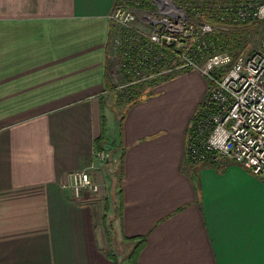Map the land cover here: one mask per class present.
I'll return each instance as SVG.
<instances>
[{"label":"crops","instance_id":"obj_1","mask_svg":"<svg viewBox=\"0 0 264 264\" xmlns=\"http://www.w3.org/2000/svg\"><path fill=\"white\" fill-rule=\"evenodd\" d=\"M117 1L0 0V264H129L107 223L130 251L145 238L137 264H264V180L186 156L206 78L186 70L118 103ZM83 168L99 190L75 198Z\"/></svg>","mask_w":264,"mask_h":264},{"label":"built area","instance_id":"obj_2","mask_svg":"<svg viewBox=\"0 0 264 264\" xmlns=\"http://www.w3.org/2000/svg\"><path fill=\"white\" fill-rule=\"evenodd\" d=\"M141 4L143 0H118L111 15L120 32L122 86L142 89L186 70L199 71L208 81L209 96L205 111L197 112L189 125L187 158L192 163L239 162L264 180V40L261 48L236 56L215 49L210 40L216 29L212 18L230 23L264 20V0ZM136 21L148 30L136 27ZM97 156L105 160L107 152ZM69 177L75 198L99 190L87 168Z\"/></svg>","mask_w":264,"mask_h":264},{"label":"trees","instance_id":"obj_3","mask_svg":"<svg viewBox=\"0 0 264 264\" xmlns=\"http://www.w3.org/2000/svg\"><path fill=\"white\" fill-rule=\"evenodd\" d=\"M181 1V0H178ZM146 2H148V0H143V4H141V7H145ZM204 19H207V17H205ZM211 21L214 23V25L216 26V29L212 32V34L210 35V40L212 42V45L215 49L217 50H223V49H228L232 52L233 56H236V52L233 49V46L238 47L240 46V42L238 41V37L240 36L239 34H243L247 29H251L254 26H256L258 23H260L263 20H258V19H253V20H249L246 22H239V23H230L227 21H222L217 19V17H214L211 19ZM225 26H233L234 28H238L237 30H233L229 35L224 34L221 30L223 27ZM112 31H114L112 29ZM108 79H109V87L113 88L114 84L111 81L110 76L108 75ZM140 91V88L138 89V87H130L127 91L128 95H136L138 94ZM124 94H120V97H124ZM209 93L207 92L205 99L200 103L199 108L197 109V111L195 112V114L199 111H205L206 109V99L208 98ZM194 114V115H195ZM194 117V116H193ZM193 119V118H192ZM103 123L105 124V118L103 117ZM104 131V129H103ZM106 140V134L103 133L96 141V146L97 149L99 151L102 150V143ZM119 170V174L121 175V164L118 167ZM136 243L134 244L132 250L129 253L128 256V262L129 264H137V259H138V255L141 251V249L143 248L144 244H145V238L144 237H140V238H136Z\"/></svg>","mask_w":264,"mask_h":264},{"label":"rangeland","instance_id":"obj_4","mask_svg":"<svg viewBox=\"0 0 264 264\" xmlns=\"http://www.w3.org/2000/svg\"><path fill=\"white\" fill-rule=\"evenodd\" d=\"M236 24V23H234ZM136 27L139 28H143L144 30H148L147 27H145V25H143L142 23H140L139 21H136L134 24ZM117 28V26H115ZM118 29V28H117ZM117 29L115 30L117 33ZM238 28H234L233 26H225L222 28V32L226 35H229L233 30H237ZM240 36L238 37V41L241 43L240 46L235 47L233 46V49L235 50V52L238 53H245L248 54L254 50H257L259 48H261L263 40H264V20L261 21L260 23H258L256 26H254L251 29H247L243 34H239ZM114 79L116 81L117 85H120L119 87V96L120 94H124L123 98L121 97L120 99H118V103H120L121 105H124L123 107L125 108V104H127V102H125V100H130L133 99L135 96L128 95L127 91L130 87H124L122 86V84L125 82L124 78L123 80L121 79V77H118L115 73H114ZM108 210V209H107ZM107 228L106 230L104 229L102 232V236L105 242H107V248H112V251L115 252V254L118 256V258L120 259V261H123L124 259H127V256L130 252V249L126 248V245H121L119 243H117V241H115L112 233H111V228L109 223H107Z\"/></svg>","mask_w":264,"mask_h":264}]
</instances>
